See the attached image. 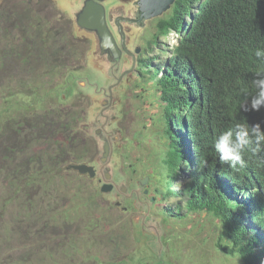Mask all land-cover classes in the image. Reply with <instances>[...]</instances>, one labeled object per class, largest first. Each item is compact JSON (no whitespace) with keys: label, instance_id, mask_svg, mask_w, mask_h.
<instances>
[{"label":"trees","instance_id":"obj_1","mask_svg":"<svg viewBox=\"0 0 264 264\" xmlns=\"http://www.w3.org/2000/svg\"><path fill=\"white\" fill-rule=\"evenodd\" d=\"M171 32L179 43L167 49L159 39ZM148 35L149 48H158L148 57L153 63L141 83L161 107L158 119L167 148L150 174L157 195L170 200L162 210L175 217L210 214L218 249L236 255L240 264H264V144L254 153L250 133L242 167L220 163L213 146L221 132H235L236 124L259 123L264 131V106L251 109L258 92L252 81L264 77V59L255 56L256 49H264V0H174L154 19ZM0 108L3 156L6 114L2 103ZM3 181L0 264L163 262L158 239L128 221L121 239L133 236L134 249L117 258L116 235L97 232L103 208L95 202L97 191L78 173L45 168ZM83 208L86 217L80 216Z\"/></svg>","mask_w":264,"mask_h":264},{"label":"flooded vegetation","instance_id":"obj_2","mask_svg":"<svg viewBox=\"0 0 264 264\" xmlns=\"http://www.w3.org/2000/svg\"><path fill=\"white\" fill-rule=\"evenodd\" d=\"M133 1L106 0L105 3L107 21L116 42L121 47V40H123L125 45V48H121L118 63L97 61L93 56L90 44V54L87 53L88 49L84 54L89 58L84 59L81 70H79L81 67L77 68L78 65L74 60L69 63L59 61L60 56L68 59L71 50L75 51L72 46L74 45L73 39L70 40L71 37L76 36L74 22L71 18L67 20L72 32L70 37L59 35L56 26L58 19H55L53 25L50 24V27L44 30L45 34H41L39 30L36 33L28 34V27L33 25L27 22V19L17 18V14L16 18H2L3 13L0 12V75L4 76V81L14 80L15 84H20L19 79L24 77L28 83L27 76L32 74V70L38 69L35 68L38 66L41 71L39 73L44 74L59 70L58 77L60 78L58 85L46 87L40 91L42 93H38V87L32 84L27 89V93L22 94L25 95L24 98H21L18 93L15 94L14 88H1L0 103L5 108L6 114V134L2 155L4 160H14L16 155H22L23 148L36 142L37 148L32 146L35 152H31L30 155L23 154L25 155L23 159H26L27 162L36 161L39 164L38 168L58 169L64 174L78 173L88 176L73 169L72 165L89 164L96 170L99 169L100 164L96 162L99 148L94 137V130L100 128L109 142L111 151L109 166L111 167L110 183L112 185L108 192L101 193L110 195L114 200L112 205L121 208L124 213L134 207L139 208L140 213L135 217L136 222L142 231L151 233L148 225L153 223L155 218H159L157 224L160 227L169 216H172L164 210H162L163 215H160L153 209V204L158 197L155 187L156 179L150 174L153 170L150 173L139 175L137 178H127L117 172L118 164L112 162L114 156L117 157L121 154L122 149L127 150L126 147L129 146L124 131L119 125L122 116L121 106L129 92L135 95L137 88L143 91L140 87L146 85L141 83L145 77L144 71L148 64L153 63L148 60V57L154 55L158 48L155 46L154 49H151L147 45L150 40L148 35L150 29L146 32L143 31L147 29V24L142 29H138L135 25H129L119 19L122 16L130 17ZM77 3L78 0H74V5ZM18 10L20 9H16V11ZM117 19L121 21L122 35L115 25ZM147 21L152 22L154 18ZM15 30L19 35L14 39H8ZM87 36L91 38L89 35ZM28 42L33 44V50L29 49ZM75 54H71L72 58ZM88 61L92 62L91 65L96 64L100 68L97 70L95 67L96 72L93 78L91 72L94 68L88 66ZM33 62L35 64L29 66ZM11 64L13 67H9ZM15 65L19 67H15ZM61 65H63L62 70ZM9 69L15 70L17 74L15 76L8 75L7 70ZM140 94L141 92L136 95L140 96ZM150 94L152 95V93ZM15 97L19 99L15 100ZM76 99L84 101L82 108L74 109L75 105L72 103ZM46 100L50 101L48 105L45 104ZM134 135H138V133H134ZM8 137L10 142H8ZM14 139L16 142L13 144L12 140ZM18 143L20 146H17ZM76 144L86 152L85 155H75L73 149L77 147ZM4 168L7 169L6 166ZM131 171L133 174L136 173L134 168H131ZM144 178L146 181L142 182ZM90 180L96 181L99 186L103 183L99 174L90 177ZM162 232H160L159 238L153 233L151 234L161 240L164 237ZM161 264L171 263L163 259Z\"/></svg>","mask_w":264,"mask_h":264},{"label":"rangeland","instance_id":"obj_3","mask_svg":"<svg viewBox=\"0 0 264 264\" xmlns=\"http://www.w3.org/2000/svg\"><path fill=\"white\" fill-rule=\"evenodd\" d=\"M73 4L74 0H0V12L3 13L2 18H16L17 14V18L27 19V22L32 23L33 25L28 27V34L36 33L37 30H39L41 34H45L44 30L50 27V24L53 25L55 19H58L59 21H57L56 26L58 27L59 35L70 37L72 32L67 20L69 18L72 19V16L70 15V8ZM169 8L170 6L168 9ZM16 9L20 10L16 11ZM156 18L158 17H155L154 19ZM147 22V29H144V32L150 29L153 25V21ZM56 26L55 28H57ZM17 35H19V33L17 30H15L8 39H14ZM75 35V37L70 38V40L73 39L74 45L72 46L75 51L73 52L71 50L68 59L60 56L59 61L61 63L65 61L69 63L74 60L76 61L75 64L78 65L77 68L81 67L79 69L81 70L84 59L89 58L87 55L84 56V54H86L87 49V53L90 54L91 52L89 51V45H92V50L94 48L91 41L92 39L89 38L85 33L78 31L76 27ZM159 40L161 45L167 49H172L173 46H176L179 43L178 36L174 32L168 34L165 39L161 38ZM27 45L30 50H33V44L28 42ZM72 53H76L74 58H72ZM166 57L167 55L165 54V56L162 55L160 58L164 60ZM91 63L88 61L87 64L89 67L92 66V69L94 68L93 72H91L93 78L95 77L94 73L96 72V68L98 70L99 66L96 64L91 65ZM33 64H35V62L29 64V66ZM9 67H13V64H11ZM15 67L19 66L15 65ZM62 67L63 65H61V70L63 69ZM35 68L38 69H35V71L32 70V74L28 76L26 75L29 81L28 83H26L24 77L19 79L20 84H15L16 81H9L8 79V81H4V76L0 75V90H2L1 88L6 89L7 87L14 88L13 91H15V94L18 93V95L20 94L21 98H24L25 95L22 94L25 92L27 93V89L32 84L35 87H38V93H42L40 91L44 88L49 86L54 87L58 85V82H60V78L58 77L59 70L54 73L44 74L39 73L41 72L39 70V66ZM45 70L43 71L45 72ZM7 71L8 75L10 76H15L17 74L13 69H9ZM140 88H142L143 91H140V89L137 88L135 90V95H132L129 92L121 106L122 116L119 120V125L124 131V136L127 138L129 146L126 147L127 150L122 149L120 151L121 156H114L112 160L113 164H118L117 172L121 175H125L127 178H137L139 175L150 173L157 164L156 160H158V155L161 156L165 147L167 148L165 145L166 141L162 129L163 122L158 119V115L161 113V107L156 103L157 100L155 96H153L154 94L151 95V92H149L145 87ZM140 92V96L136 95ZM18 99V97H15V100ZM49 102L50 101L46 100L45 104L48 105ZM72 105H75L74 109L82 108L84 106V101L76 99ZM134 133H138L140 137L138 135H134ZM8 142H10L9 137ZM15 142V139L12 140L13 144ZM18 145L20 146V143H18L17 146ZM32 146L37 148L36 142L28 145L27 148H17L23 150L21 152L22 155H16L14 160L11 158L9 161L4 160V156H0V169H2V167L4 171L8 169L5 175L3 174V169L0 170V192L1 186H5L4 184L6 183L3 181L4 178H23V176L29 175L38 169L41 171L45 169L41 167L38 168L39 164L36 161L27 162L26 159H23L25 156L23 155L24 153L30 155L31 152H35L32 149ZM76 146L77 147L73 149L75 155H85L86 152L82 150V148L80 149V145L76 144ZM5 166L7 169L4 168ZM131 168L135 169V174L132 173ZM165 175L166 173L163 174L164 179ZM86 178L88 179V184H91L92 187L97 191L95 202L100 204V207H103H101V212L96 209V211L102 214V221L100 220L101 229L99 228L100 230L97 232L103 236H106L105 231H107V233L113 232L114 236L116 235L117 240L115 241L116 244L114 246H116L117 252L120 251L119 253L116 252V255H119L117 258L120 259L124 257V253L134 249V244L132 242L133 236L121 239L122 236L125 235L123 233L122 227L124 224H126V221H128V225H133L134 223V225L136 224L138 227L135 217L140 213L139 208L134 207L129 212H122L121 208L112 205L114 200L110 197V195L102 194L100 192V186L98 183H96V181L90 180L89 176L81 175V179L83 181H86ZM178 180L180 181L181 179L179 178ZM130 181L132 182L133 180ZM81 194L83 195L84 193L81 192ZM169 201L170 200L164 202V200L158 196L155 203L153 204V209L160 215H163L162 207ZM109 205L112 206V209H109V211L108 209L104 210V207H108ZM85 215L87 214H85L83 208L80 212V216L83 217ZM159 228H161L160 232L163 231L162 233L164 236L161 240H158L160 242L159 252H162V258L166 259L171 264H240V259L236 255L227 254L215 246V243L218 240V228L216 227L212 216L206 212H193L187 214L184 217L169 216L167 221L163 222L162 226ZM71 229H75L74 226H72ZM120 242H123V246L120 244ZM110 252L111 251L107 247L106 254H109Z\"/></svg>","mask_w":264,"mask_h":264},{"label":"water","instance_id":"obj_4","mask_svg":"<svg viewBox=\"0 0 264 264\" xmlns=\"http://www.w3.org/2000/svg\"><path fill=\"white\" fill-rule=\"evenodd\" d=\"M173 1L134 0L130 17L122 16L119 19L129 25H135L138 29H142L146 25L147 20L160 17ZM105 3L106 0H78L77 4L71 6L70 15L72 16L76 29L91 37L94 48L93 56L95 59L99 62L117 64L121 55V48H125V45L123 40H121V47L116 42L113 31L107 21ZM119 19L116 20L115 25L122 35L121 21ZM94 137L97 140L99 148V154L96 157V162L100 164L99 169L96 170L94 166L89 164H75L72 165V168L81 174H87L89 177H94L95 174H99L103 181L99 190L105 193L112 187L110 183L111 167L109 166L111 151L109 142L106 140L105 134L100 128L94 130ZM145 181L146 178L142 180V182ZM158 220L159 218H155V221L148 225L150 232L157 236V238H159L161 231L157 224Z\"/></svg>","mask_w":264,"mask_h":264},{"label":"clouds","instance_id":"obj_5","mask_svg":"<svg viewBox=\"0 0 264 264\" xmlns=\"http://www.w3.org/2000/svg\"><path fill=\"white\" fill-rule=\"evenodd\" d=\"M255 56L258 59H264V49H256ZM260 75L261 72H257V76ZM252 83L254 87L258 89V92L251 99V109L258 111L261 106H264V77L254 79ZM240 107L243 108L244 111H248V108L243 102H241ZM250 133L251 136L255 138V148L253 152L261 151V145L264 144V131L261 130L259 123L251 126H249L248 123L236 124L235 132L232 128L221 132L213 142L216 152L219 153L220 163L230 166H244L246 161L243 153L247 146L252 143Z\"/></svg>","mask_w":264,"mask_h":264}]
</instances>
